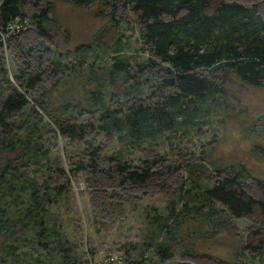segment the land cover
<instances>
[{
    "label": "trees",
    "instance_id": "16d2710c",
    "mask_svg": "<svg viewBox=\"0 0 264 264\" xmlns=\"http://www.w3.org/2000/svg\"><path fill=\"white\" fill-rule=\"evenodd\" d=\"M65 1L88 6L102 0ZM125 5L136 16L139 38L149 54L142 63H136L139 74H131L132 59L124 55L118 41L108 75L98 78L96 70L92 75L95 80L89 81L94 87L88 89L84 104L63 95L51 108L41 99L36 103L43 111L40 119H47L50 137L86 144L90 163L98 158V137L115 142L116 147L107 155V171L119 177V188H157L163 192L169 187L158 160L134 159V150L145 143L197 133L203 118L230 107L226 85L232 77L249 86H264V14L260 3L236 0H126ZM53 13V0H0V61L4 60L7 43L22 46L21 35L27 30L8 33V24L14 20H28L32 25L37 44L27 46L26 51L36 52L40 59L37 71L33 68L28 75H15L18 86L7 78L4 82L0 79V86L5 84L8 92L0 93V233L12 214L19 211L20 218L9 224L7 237L11 240L4 249L13 263L27 256L20 252L21 245L31 243L45 255L43 260L40 250L34 248L27 256L29 263L83 264L71 248L64 247L57 228L49 225L47 207L64 192V188L48 183V175L44 177L58 165L55 160L51 163L49 138L37 134L34 126L17 121L28 107L29 94L43 81V51L57 46L59 30ZM82 47L76 48L73 56L81 65L86 63ZM53 55L48 62L50 69L65 74L73 64L64 60L70 54ZM146 73L155 78V84L144 97L141 86L150 80ZM134 77L136 86H123L124 81ZM83 168L79 165L73 171ZM57 171L62 173L63 169ZM186 172L200 190V196L196 193L194 197L203 202L202 206L220 204L236 218L264 222V197L245 190L244 182L251 176L244 167L215 165L208 170L195 162L187 166ZM39 174L41 181L37 182ZM257 183L264 192V181ZM172 222L178 225L180 217ZM168 227L165 224L167 234L171 232ZM148 248L153 257L146 260L142 255L132 264H164L173 256L167 238L160 237ZM242 250L251 255L264 254V225L248 233Z\"/></svg>",
    "mask_w": 264,
    "mask_h": 264
},
{
    "label": "rangeland",
    "instance_id": "374dc122",
    "mask_svg": "<svg viewBox=\"0 0 264 264\" xmlns=\"http://www.w3.org/2000/svg\"><path fill=\"white\" fill-rule=\"evenodd\" d=\"M125 1L102 0L76 6L65 0H53V18L59 30L57 46L43 51V81L29 94L28 107L17 118L25 126H34L37 134L49 138L51 163L53 160L58 163L51 172L44 173V177L49 176L51 186L64 188L58 200L47 207L49 225L57 228L64 247L71 248L83 264H107L110 257H118L116 264H132V260H139L142 255L147 260L153 257L149 244L160 237L169 239L173 248L172 258L164 264H264V254L251 255L242 250L248 233L264 222L236 218L220 204L202 206L203 202L194 197L196 193L200 196V190L186 172L187 166L195 162L206 165L208 170H213L215 165L244 167L251 176L244 182L245 190L256 197H264L257 183V180L264 181V86H249L232 77L226 85L230 107L203 118L197 133L187 138L145 143L134 150V159L158 160L169 187L163 192L157 188H119V177L107 171V155L116 147L115 142L98 137V158L90 163V148L86 144L75 145L64 138L50 137L47 119H40L43 111L36 100H43L51 108V104L63 95L84 104L88 89L94 87L89 81L95 80L92 75L96 70L98 78L108 75L118 41L124 55L132 59L131 74H139L136 63H142L149 54L139 38L136 16ZM236 1L260 3L264 14V0ZM28 28L21 35V47L14 42L5 45L4 60L0 61L2 82L7 78L15 86V75L23 72L28 75L33 68L40 69L36 52L27 54L26 51L27 46L37 44L34 28L32 25ZM81 46L86 51L83 65L73 57L76 48ZM67 53L70 56L65 62L73 64L65 74L53 73L49 59L53 54ZM145 76L150 77L148 73ZM136 79L129 78L123 86H136ZM154 79L150 77L141 86L144 97L155 84ZM1 90L8 93L5 84L0 86V93ZM124 98L122 96L121 100ZM79 165L84 168L73 171ZM57 168H62L63 172L59 173ZM40 178V174L35 177L37 182ZM12 216L0 233V264H34L27 259L37 248L31 243L21 245L20 252L27 256L18 262H11L5 255L4 249L11 240L7 237L11 231L9 224L20 218V212ZM178 217L180 223L174 226L172 221ZM165 224H169L167 230H171L168 234ZM36 250H40L44 260V251L40 247Z\"/></svg>",
    "mask_w": 264,
    "mask_h": 264
},
{
    "label": "built area",
    "instance_id": "2783aa9c",
    "mask_svg": "<svg viewBox=\"0 0 264 264\" xmlns=\"http://www.w3.org/2000/svg\"><path fill=\"white\" fill-rule=\"evenodd\" d=\"M29 25L30 24L28 20H25V21L14 20L13 22L8 24V33L14 34V33L25 31L28 29ZM107 259H108L107 264H116L117 262H119L118 257H110Z\"/></svg>",
    "mask_w": 264,
    "mask_h": 264
}]
</instances>
